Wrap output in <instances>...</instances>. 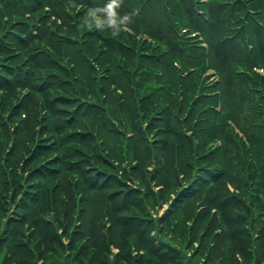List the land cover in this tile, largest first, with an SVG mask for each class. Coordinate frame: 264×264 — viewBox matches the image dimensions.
Returning a JSON list of instances; mask_svg holds the SVG:
<instances>
[{"label": "trees", "instance_id": "16d2710c", "mask_svg": "<svg viewBox=\"0 0 264 264\" xmlns=\"http://www.w3.org/2000/svg\"><path fill=\"white\" fill-rule=\"evenodd\" d=\"M105 2L0 0V264H264V0Z\"/></svg>", "mask_w": 264, "mask_h": 264}, {"label": "clouds", "instance_id": "9594fccd", "mask_svg": "<svg viewBox=\"0 0 264 264\" xmlns=\"http://www.w3.org/2000/svg\"><path fill=\"white\" fill-rule=\"evenodd\" d=\"M118 5L119 0H106L102 6L89 8L88 16L91 17V20H86L87 25L91 27L94 23L97 28H101L106 24L112 27L114 34L122 28H127L133 14L128 12L118 13ZM101 12L105 13V15H98Z\"/></svg>", "mask_w": 264, "mask_h": 264}, {"label": "rangeland", "instance_id": "374dc122", "mask_svg": "<svg viewBox=\"0 0 264 264\" xmlns=\"http://www.w3.org/2000/svg\"><path fill=\"white\" fill-rule=\"evenodd\" d=\"M161 210V209H160ZM160 210H159V212H160Z\"/></svg>", "mask_w": 264, "mask_h": 264}]
</instances>
